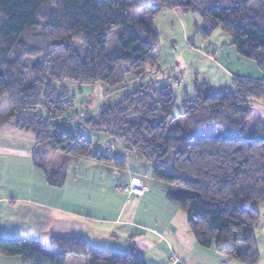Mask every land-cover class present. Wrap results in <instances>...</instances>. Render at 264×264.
<instances>
[{
	"label": "trees",
	"instance_id": "1",
	"mask_svg": "<svg viewBox=\"0 0 264 264\" xmlns=\"http://www.w3.org/2000/svg\"><path fill=\"white\" fill-rule=\"evenodd\" d=\"M167 11L197 15L203 39L217 29L226 33L261 78L233 77L228 88L214 89L193 75L178 103L179 74L168 77L167 85H160L163 78L146 77L155 72L163 46L154 20ZM109 42H117L120 51L108 54ZM33 57L37 60L28 68L25 61ZM64 81L114 89L132 83L124 96L82 118L80 127L101 131L126 153L138 154L152 180L187 190L168 191L166 199L185 211L198 246L213 247L228 261L257 264L261 212L253 202L264 203V122H254L251 138L243 135L253 117L249 102L264 98V2L0 0V101L6 100L0 125L10 123L33 137L36 167L64 154L123 170L125 160L93 151L81 129L55 122L74 109V98L58 86ZM216 131L221 134L213 136ZM63 170L46 169V182L61 186ZM49 248L52 254L30 241L0 238V256L16 257L20 264H66L71 255L80 264H146L133 246L119 253L78 237H54Z\"/></svg>",
	"mask_w": 264,
	"mask_h": 264
},
{
	"label": "crops",
	"instance_id": "2",
	"mask_svg": "<svg viewBox=\"0 0 264 264\" xmlns=\"http://www.w3.org/2000/svg\"><path fill=\"white\" fill-rule=\"evenodd\" d=\"M190 16L193 24L200 27L199 17L194 14ZM183 17L167 11L154 20V25L160 32L169 26L174 29L179 27L183 36L189 27ZM167 36L166 33V45L162 46L157 55L155 69L153 68L155 72L146 77L163 78L161 84L167 85L168 77L179 74L181 77L185 75L187 82L191 83L193 73L186 70L185 65L180 62L182 57L176 50L175 39ZM167 39L172 49L169 48ZM171 51H174V55ZM213 51L209 57L214 59L217 67L216 62L220 63L221 57L223 58L227 68H224L226 72H222L226 76L252 80L261 78L262 73L256 65L239 56L230 44L215 47ZM163 66L165 70H161ZM163 71L161 75L160 72ZM212 82L213 87L221 89L216 76ZM190 88L191 85L188 84V89ZM249 105L256 121L264 122V98L252 100ZM34 149L35 141L32 136L19 132L10 123L0 125V160L4 170L0 175L1 186L8 195L4 198L5 207L7 203L12 204V207H6L9 214L4 211V223L7 227H4V234L0 237L18 238L33 243L44 238L42 241H46L47 245L54 237H78L94 248L119 253H126L133 246L146 264H231L213 247L198 246L189 229L181 232L182 227H178L175 220L176 215H180L178 210L183 209L167 199H164L165 202L167 200V206L159 207L160 213L157 211L155 217L145 218L148 203L156 194L153 190L156 183L150 178L147 165L138 162L139 159L129 162L125 160L126 168L119 172L91 161L71 162V159L61 155H53L42 169L32 162ZM113 152L111 155H114ZM58 167H64V180L61 186L55 187L46 182L45 170ZM26 170V175L31 179L25 182ZM8 171L12 174L6 184V179L5 183L3 180L5 176H9ZM136 182H141L146 187L142 196L122 190L123 185ZM159 187L166 188L164 185ZM159 198L161 199L160 196ZM136 205L143 207H132ZM0 210L2 211L1 207ZM141 212L145 219L140 218ZM144 221L147 224L142 226ZM49 250L46 253L52 254L53 251ZM4 260L12 262L9 264H20L16 257H4Z\"/></svg>",
	"mask_w": 264,
	"mask_h": 264
},
{
	"label": "rangeland",
	"instance_id": "3",
	"mask_svg": "<svg viewBox=\"0 0 264 264\" xmlns=\"http://www.w3.org/2000/svg\"><path fill=\"white\" fill-rule=\"evenodd\" d=\"M160 15L161 14H159L158 16ZM190 15L191 14H188L182 18L183 21L186 22V24H189V27H187V31H186L187 33L185 32V35L182 36L179 27L174 29L171 26H169L168 29L164 31L162 30L161 35L163 39V47L166 45L165 34L167 33L168 35L167 37L175 39L176 50L178 51V54H181L182 57L180 62L185 65L186 70H188L190 73L192 72L193 75L197 74L196 77L199 81L203 80L209 83V85L214 89L215 87H213L211 84H213L212 80L215 79V76L218 79V83L220 84V86H222L221 89L228 88L231 85V81L233 78H230V76L229 77L226 76L224 72H222L223 70H225L226 72V69L224 68H227L225 67L226 65L223 62V58L221 57L220 63L216 62L219 67L220 65H222V67L219 68L215 65L214 59L213 58L211 59L209 56L213 54L214 52L213 50H215V47H219L220 45H229V43L231 42L230 37L226 33L217 29L216 31L213 32V34L209 38L207 39L201 38L199 33H197L199 26L196 27L193 24V22L191 21L193 18H191ZM195 19H197V17ZM167 43L169 48L172 49L170 45V41L168 39H167ZM117 45H118L117 42H111V43L109 42L107 53L108 54L118 53L120 51V48ZM172 53L174 55V51ZM171 56L172 55H170V57ZM36 60H37L36 57L29 58L26 59L25 63L29 68ZM151 69H153V67ZM161 70H165V67L162 68ZM163 73L164 71L160 72L161 75ZM179 81L181 82L180 85L182 86L179 88H176V86H174L176 89L175 94L178 97L177 98L178 103L182 98L181 89L184 88L188 91V84H190L187 82V77L185 75H182ZM29 83H30V73H29V69H27L26 84ZM131 84L132 83H130L128 87H121L118 89H114V88H107L105 85L101 83L92 84V85H79L74 82L64 81L63 83L58 84V86L62 89L68 90L70 93V97L74 98V109L67 112L63 117L57 119L55 122L61 124L64 128L70 131H76L78 129H81L86 136H89L91 138V141L93 143V148H92L93 151H99L105 154L106 156H110L111 152L106 148V144H111L113 146V151H114L113 153L116 157L120 159H124L128 162L130 160L136 161L139 159L138 162L141 161L143 164L147 165L146 162L138 154L126 153L124 151L122 144H118L110 140L105 136L103 132L81 128L79 125L82 118L86 116H94L100 110L101 106L106 104H112L114 101L124 96L132 88ZM178 93H180V95ZM5 102H6L5 98L2 99V101H0V111L1 110L4 111L6 109ZM40 114L43 115V112L41 111ZM254 122H256V118L254 117H252L250 120L247 121V130L243 135L244 138H251L252 136H254V129H255ZM220 134L221 131H216L213 136H218ZM60 155L66 157L67 159H71L70 160L71 162L84 161L82 159L66 156L64 154H60ZM4 169H5V165H4ZM123 170H119V172L120 171L122 172ZM2 173H4L3 162L0 160V175ZM8 173L9 176L8 177L5 176L3 180L5 183V179H6V184L8 182V178L12 174L10 171H8ZM26 174H27V170L25 171V182L31 179ZM1 181L2 180L0 177V207L2 209V211L0 210V235L4 234V227H7V224L4 223V211H6V207H12V204H8V203L6 204L5 207L6 202L4 201L5 200L4 198L8 195L4 193L5 191H4V187L1 186ZM154 183H156L155 184L156 187H154L153 190L155 191L156 194L153 198L150 199L148 203L147 206L149 207L148 212L145 214L143 212L140 213L141 215L140 218L142 217V219L145 218L147 219L149 216H151L152 218L155 217L157 211H159L160 213L159 207H162V205L163 207L167 206V200L166 202L164 201V199H166L165 195L167 191L187 194V190L179 188L177 186H170L155 180ZM159 185H164L166 188L159 187ZM158 194L161 197V199L159 198V196H157ZM253 206L261 212L260 222L255 231L256 241L259 250V261L257 262V264H264V203L261 201H255L253 202ZM132 207H143V206L136 205ZM178 211L180 215L179 214L176 215L175 224L178 227H182L181 232L188 231L187 228L188 226L186 222V213L185 212L183 213L182 212L183 210H178ZM9 213L10 211H6V214ZM163 213H165V211ZM143 214L146 216L145 218ZM137 223L139 222L137 221ZM141 224L143 226L147 223L144 221ZM43 239L44 238H40L39 241L38 242L36 241L34 244H36L41 249L47 250L46 252H49L50 251L49 244L47 245L46 241L45 242L42 241ZM9 263L12 262H8L4 260V256L2 257L0 256V264H9ZM232 263L240 264L235 261H231V264ZM66 264H80V258L78 256L71 255L67 259ZM165 264L167 263L165 262Z\"/></svg>",
	"mask_w": 264,
	"mask_h": 264
},
{
	"label": "built area",
	"instance_id": "4",
	"mask_svg": "<svg viewBox=\"0 0 264 264\" xmlns=\"http://www.w3.org/2000/svg\"><path fill=\"white\" fill-rule=\"evenodd\" d=\"M176 85H180L181 82L178 80L175 82ZM106 148L112 152L113 151V146L111 144H106ZM123 191H125L128 194H133L136 196H142L144 192L146 191V187L141 182H136V183H129L123 186L122 188ZM224 264V263H221Z\"/></svg>",
	"mask_w": 264,
	"mask_h": 264
}]
</instances>
